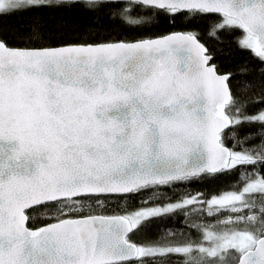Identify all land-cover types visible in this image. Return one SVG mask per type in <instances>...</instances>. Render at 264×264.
Wrapping results in <instances>:
<instances>
[{
  "label": "snow or ice",
  "instance_id": "obj_1",
  "mask_svg": "<svg viewBox=\"0 0 264 264\" xmlns=\"http://www.w3.org/2000/svg\"><path fill=\"white\" fill-rule=\"evenodd\" d=\"M0 264H264V0H0Z\"/></svg>",
  "mask_w": 264,
  "mask_h": 264
},
{
  "label": "trees",
  "instance_id": "obj_2",
  "mask_svg": "<svg viewBox=\"0 0 264 264\" xmlns=\"http://www.w3.org/2000/svg\"><path fill=\"white\" fill-rule=\"evenodd\" d=\"M79 19V18H77ZM86 19V18H85ZM211 20H205L200 22L197 27L198 30L201 33L200 39L202 42H204L215 54L216 59L213 61L214 63H217L218 65H221V71H232L236 72V69L241 63H249L253 67L256 68V75L249 77L250 80L254 81L257 85H259V65L258 62H254L251 57V53L249 52H243L240 49H238L234 44V35H227V34H221L222 38L225 41L224 45V53L227 55H230V59H224L221 57L219 50L217 49V45L215 42L209 40L205 33L207 32L208 26L211 23ZM4 23L6 25L8 24H15L17 23L16 18H6ZM173 30H183L182 25L180 23H177L176 25H170L167 22H161L157 28H155L151 33H149L150 36H158L166 34L169 31ZM100 39H127V40H133L139 38V35L136 33H123L120 31H117L116 33L109 36L108 34H103ZM242 83L241 80L237 78H233L231 81V87L234 95H236L238 98L241 96V93L239 91L238 85ZM255 109L249 108V111H254ZM254 129H252L248 125H244L240 131L238 132V136L240 138H243L244 135L253 133ZM231 146V144H229ZM238 179V173H233L230 176L226 177H220L218 180H216L213 183H209L208 181H193L187 185L180 184L176 185L173 189L168 190L170 191V194L172 195H181L185 193H196V192H203L205 195H210L214 192H219L221 189H228L232 182H235ZM139 201L140 197H134L128 200H116L113 199L109 201L105 208L102 210L103 214L105 215H111L114 213H118L121 211L122 208L127 207L129 209L134 207H139ZM33 215H37L36 213H33ZM195 219V217H193ZM43 221L36 219L33 221H30V226H38L42 224ZM172 228L175 230H183L188 231L185 229L183 224V217L182 216H174L170 219V221L167 224L160 225V228ZM157 232L154 231L152 233V238H155ZM191 234L193 235V238H195L194 230H191ZM136 242H142V237H133Z\"/></svg>",
  "mask_w": 264,
  "mask_h": 264
}]
</instances>
